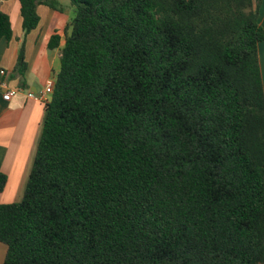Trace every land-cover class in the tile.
<instances>
[{
	"label": "trees",
	"instance_id": "trees-1",
	"mask_svg": "<svg viewBox=\"0 0 264 264\" xmlns=\"http://www.w3.org/2000/svg\"><path fill=\"white\" fill-rule=\"evenodd\" d=\"M17 1L25 35L38 6L63 11ZM69 1L24 196L0 204L3 264H264L262 0Z\"/></svg>",
	"mask_w": 264,
	"mask_h": 264
},
{
	"label": "crops",
	"instance_id": "crops-1",
	"mask_svg": "<svg viewBox=\"0 0 264 264\" xmlns=\"http://www.w3.org/2000/svg\"><path fill=\"white\" fill-rule=\"evenodd\" d=\"M63 11L38 6V27L25 35L20 5L17 0H0V11L12 22L13 38L0 41V174L7 184L0 193V204L20 202L32 171L46 117V103L30 98L45 93L48 81L56 82L60 72L61 49L66 43V30L74 19L69 0H57ZM256 1V0H254ZM259 23L264 29V0L259 8ZM61 36L60 46L50 49L48 42L54 34ZM24 45L27 70L22 77L16 74L19 53ZM259 58L264 84V42L259 46ZM19 92L5 101L9 90ZM7 247L0 243V264L4 263Z\"/></svg>",
	"mask_w": 264,
	"mask_h": 264
},
{
	"label": "built area",
	"instance_id": "built-area-1",
	"mask_svg": "<svg viewBox=\"0 0 264 264\" xmlns=\"http://www.w3.org/2000/svg\"><path fill=\"white\" fill-rule=\"evenodd\" d=\"M54 87H55V82L54 81H48L45 89V93L42 95H36L32 92L28 94L30 98H33L37 101H43L45 103L49 102L51 100V96L54 92ZM19 91L14 89V90H9L3 95V99L5 101H10Z\"/></svg>",
	"mask_w": 264,
	"mask_h": 264
}]
</instances>
